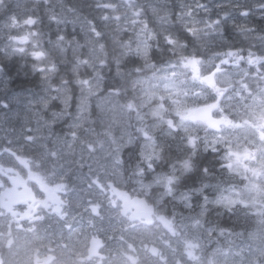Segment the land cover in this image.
<instances>
[{
    "label": "flooded vegetation",
    "instance_id": "obj_1",
    "mask_svg": "<svg viewBox=\"0 0 264 264\" xmlns=\"http://www.w3.org/2000/svg\"><path fill=\"white\" fill-rule=\"evenodd\" d=\"M188 36L190 43L193 41V36L191 34ZM238 41L241 42L242 37L238 38ZM202 43L203 41L200 45ZM201 49V46L193 49L189 45V52L184 56L185 61L190 59L188 64L195 76V80L188 82L189 89L198 88L199 91V103L192 106V101L189 100V110L192 111L201 106L209 107L211 116L219 122L212 124L207 119L202 121L188 119L186 128L176 129L177 120L173 122L171 119V110L165 107L162 109L155 125L149 152L152 158L151 170H142L141 176L137 170L136 181L133 180L131 170L128 176L130 181L133 180L130 187V198L136 196L139 204L148 203L153 207V213L150 217H146L147 221L141 214H138V218L131 222H129V215L121 216V224L117 231L115 244H113L109 264H195L198 257L192 254L191 244H183L182 239L187 238L186 227L180 226L181 223L189 225L190 219L184 218L183 204L176 202L174 198L180 196L182 192L193 193L188 199L190 210H185L192 211V216L195 215L194 210L201 206L206 197H216L226 193L231 187L246 185L245 180L238 173H229L227 170H231L233 159H238L237 150L241 146L240 136L245 148H247L246 143L249 139H253L256 143L257 141L264 142V135L261 136L263 140H258L257 137L264 129V106L258 112L251 109L254 115L253 117L248 116V109L254 95H260L261 98L255 97L259 98L264 105V60L259 61L261 56L245 54L238 56V60H234L236 55L220 54L215 58L216 63H213L211 62L213 56L202 54ZM221 56L232 57L222 61L224 57ZM227 62L233 64L227 65ZM227 66L230 70H225ZM189 98H192V95ZM252 127L255 128L257 136L249 135L248 130ZM168 129H171V133ZM170 153L172 155L168 156ZM40 154V149L34 153L24 154L23 158L27 161L28 167L17 158H4L0 163V264H64V262L79 264L77 255L78 257L82 255L81 240L82 245L88 249L86 224L90 218L88 219L87 212L80 224L81 229L76 244L72 237L73 243L70 245L67 231L64 230L63 214L47 211L44 204L46 201L39 193V185L45 173H52L55 187H60L61 176H64L65 172L55 170L54 167L39 170L33 166L32 160ZM243 155L246 163H252L257 153L245 150ZM206 156L210 158V163L202 160ZM163 157L166 163L162 161ZM186 160L190 165L186 169L187 173L182 174L185 171L182 170L184 164L182 161ZM211 163L213 168L208 166ZM198 164L202 174L201 178L197 182H191L189 176L197 170ZM204 169L207 171L205 172ZM38 173L42 180L37 178ZM156 174L171 175L175 179V182L171 184L172 187L170 186L174 191V196L169 195L163 199H156V196H160L161 191H164L161 186L152 187ZM26 183L32 189L33 195ZM210 184H213V187H209ZM214 185L218 186L214 187ZM96 187L95 184H91L90 195L87 197L91 203L94 197L97 200L100 198ZM142 208L145 210L143 205ZM204 209L205 224L210 222L217 230L222 229L227 238L239 233H242L241 237H245V234L254 230L260 218H264L262 210L257 212L253 208L248 209L246 205L230 206V210H226L223 207L208 204ZM178 211H181L183 216L173 215V212ZM107 220L109 219L102 215L96 226L100 232L107 229ZM176 223L179 225L173 229L172 226ZM158 226L161 227L159 232ZM144 228H152L158 232L162 243L160 247L163 251L157 242L142 241L141 234ZM176 228L179 231L176 232ZM212 233L216 235L214 231ZM200 235L206 236L203 229ZM180 238L181 241H178ZM97 239L101 240L102 237L98 236ZM204 239L207 241V237ZM99 242L97 240L95 244L99 245ZM195 242L193 251L199 245ZM101 244L107 246L108 241L103 239ZM139 245H142V248H139ZM69 247H75L74 252H71ZM232 249H235L234 246ZM65 252L72 256L71 262L65 261ZM98 254H100L99 251L94 250L92 256ZM91 260H94L91 264H96L97 260L94 257ZM87 263L85 260L84 264Z\"/></svg>",
    "mask_w": 264,
    "mask_h": 264
},
{
    "label": "rangeland",
    "instance_id": "obj_2",
    "mask_svg": "<svg viewBox=\"0 0 264 264\" xmlns=\"http://www.w3.org/2000/svg\"><path fill=\"white\" fill-rule=\"evenodd\" d=\"M236 2H239V0H236ZM126 4V14L124 16L119 17L120 24H129L130 26H133L136 22V15L138 13L139 9H134L133 4L130 0H125L124 2ZM240 3V2H239ZM238 4L233 5V10L240 9L241 6ZM238 15L236 11L231 12V14L227 17L225 21H223V24L225 26H228L229 18L235 17ZM246 15V14H245ZM224 18V15H223ZM181 19H186L182 17ZM248 18L241 17L239 19V22L236 24L237 31L240 35H243L242 40L246 44H249V48H243V51L233 52L230 53V51H227L226 53H223V55H236L237 57L234 58V60H238L239 57L243 54L247 56H261L259 57V61L264 60V27H260L256 23H247L246 20ZM205 21V20H204ZM207 22L211 24L216 23L215 22L207 20ZM32 24V22H31ZM194 26H199L201 24L199 21H194ZM209 24V25H211ZM219 24V19H218ZM247 24H251L254 26V30L249 31L245 30V26ZM218 26V25H217ZM216 31H218L216 29ZM232 32L226 33L224 36V39H229V41H235L233 39V35L235 36L236 31L231 30ZM143 37L144 41L145 35L142 28H139V39L142 40L143 43ZM212 41H217L216 38L211 37ZM23 39H20L18 37H14L11 40V45L13 47H16L22 42ZM34 40V39H33ZM213 43L211 41H208L204 43V46L202 48H206L209 45H212ZM59 51L60 57L67 56L66 51L62 53ZM72 53V52H71ZM64 54V55H63ZM181 54L175 55V58L172 62L168 63L166 66H161L157 69V71L150 72L149 77L143 76L142 73H139V79L134 78V85L133 88L136 89L137 86L139 90V106L145 103V99L147 101H151V99L159 97H167L171 96V119L173 122H175V119L177 120L175 128H186L185 126L188 124L187 120L188 117V111H189V100L192 101V106L197 105L198 99H199V91L198 88H192L189 89L188 82L191 80H195L193 69L189 67V60H184V55ZM224 57L222 61H226V59L231 58L232 56H221ZM220 57V58H221ZM226 57V58H225ZM221 60V59H220ZM221 62V61H220ZM252 63L254 61H251ZM228 65V62L226 63ZM225 64V65H226ZM231 64H233L231 62ZM147 65H145L146 67ZM18 69L24 67L22 65L16 66ZM50 69H52V66H50ZM25 70V69H24ZM225 70H230L228 66ZM260 70V69H259ZM46 73H48L47 69H44ZM51 70H49L50 73ZM188 72V73H187ZM135 72H132V75H134ZM138 73H136L137 76ZM13 75L18 82L16 85L22 86V92L19 93L20 98H24L29 94L30 90L29 87L24 86V84H19L21 82H28L30 81L32 74L28 71H19L15 70L13 71ZM257 75V74H256ZM135 76V77H136ZM130 85H132V81H130ZM161 90V93H160ZM261 90V89H260ZM15 91L17 92V88H15ZM262 91V90H261ZM92 92V91H91ZM98 92H101L98 89ZM263 92V91H262ZM192 95V98H189V96ZM255 96L260 95H254V98L249 106L248 116L251 115L253 117L254 113L251 112V109L253 111H261L263 109V104L260 101L259 98H256ZM10 99V98H9ZM81 99H84L86 102H89V95L83 94ZM12 101V105L15 108H21L24 107L23 102L16 103V98ZM27 100V98L25 99ZM138 99L135 97L131 98H125L117 100V103L115 104V100H112L110 102L109 94L105 93L104 100L102 98L94 100V103H101V104H108V107L111 109L112 112V118L117 120V123L120 122L123 118L129 119V118H135V111H136V105H137ZM102 107V106H101ZM106 107V106H105ZM103 108V107H102ZM144 112L139 111V119L143 117ZM262 128V127H259ZM169 133H171V129H168ZM245 133V129L243 130ZM249 135L257 136L258 134L255 133V128H250L248 130ZM166 135V133H164ZM225 135V134H224ZM264 135V129L259 134L258 140H263L261 137ZM147 138V136L144 134ZM97 137V136H96ZM241 140V146L237 150V158L233 159V164L231 165L230 169L227 170L229 173H238L243 180H245L246 185L240 186V187H231L228 189V191L224 194H219L216 197H206L203 203H201V206L197 207L194 210V214L192 215V211H185L190 210L189 201L188 199L193 195V193L186 191L182 192L180 196L174 198L176 202L182 203V209L184 218H187L189 221V225H184V223H181L180 226L186 227V234L187 238L182 239L183 244H191V252L192 254H196L198 257L195 264H264V218H260V221L255 224L254 230H251L247 234H245V237H241L242 233L232 235L231 238H227L226 235L222 232V229L217 230L215 227L212 226L210 222L206 223L204 222L205 219V206L210 204L214 206H220L225 208L226 210H230V206L236 205H246L248 209H255L257 212H260L261 210L264 212V142L257 141L254 142L253 139H249V141L246 143L247 148L243 146L241 136L239 138ZM150 142L151 145V138L147 139L146 141ZM149 154L151 151V146L147 147V145L144 147V151ZM255 152L257 155L255 156V159L251 162H247L243 158V152ZM44 155H48V152H45ZM143 157V155H142ZM96 158V157H95ZM150 158H145V161H150ZM89 162L92 165H95L91 167L93 170H97L100 173H104V171L101 169V166H103V163L100 162L97 158L96 160L94 158H90ZM96 162V163H95ZM183 169L185 170L182 174H186L189 168V161H182ZM128 165H133V160H130L127 163ZM246 166V168H244ZM89 168H86L84 171L83 177L87 175V171ZM127 170H132L131 168H127ZM135 170V169H134ZM247 170L249 171L247 173ZM239 179V177H238ZM134 181H136V177L134 176ZM242 180V179H239ZM93 183L95 181H92ZM175 182V179L170 175L166 174H156L153 181H152V187L153 186H161L164 191H161L160 196H156V199H163L165 196L173 195L174 191L170 186L171 184ZM135 183V182H133ZM244 181L242 182L243 185ZM209 187H213V184L208 185ZM218 185H214V187H217ZM181 214V211L173 212V215L177 217V215L183 216ZM179 224L176 223L173 224L174 227H177ZM153 227V226H152ZM161 229V227L158 226V232ZM201 229L205 231L206 236L200 235ZM216 230V231H215ZM176 232L179 231L178 228L175 230ZM212 231L216 234L215 236L212 235ZM158 232L152 228H144V232L141 234L142 241L150 240L152 242H157L159 247L161 243L160 236L158 235ZM238 236V239H237ZM204 237H207V241L204 239ZM195 240L199 245H197V248H195V251H193V244ZM177 240V238H175ZM178 241H181V238L178 239ZM195 242V243H196ZM234 244V245H233ZM232 246H234V250L232 249ZM223 247H226L223 249ZM139 248H142V245H139ZM160 249L163 251V249L160 247ZM205 250V252H204ZM209 250V251H207ZM140 251V249H139ZM204 252V253H202ZM66 264V262H64Z\"/></svg>",
    "mask_w": 264,
    "mask_h": 264
},
{
    "label": "trees",
    "instance_id": "obj_3",
    "mask_svg": "<svg viewBox=\"0 0 264 264\" xmlns=\"http://www.w3.org/2000/svg\"><path fill=\"white\" fill-rule=\"evenodd\" d=\"M19 1V0H16ZM106 2V0H102ZM164 6L168 7L170 10V14L167 15V19L171 25L168 29L165 30L166 38L170 36L173 37L172 48L169 47L168 44L164 43V35L161 33L162 28L159 26L152 25V31L154 34V38L152 41L154 43H150L148 57L150 60L154 62L162 61V60H172L175 58V55L189 52V45L193 49L197 48V44L194 41H190L188 33L185 31V23L180 22V14L185 16L188 20H202L205 17L215 18L221 13L217 11H205L202 9V6L216 7L219 5V1L226 0H163ZM239 6L241 8L247 10L246 20L247 23H256L260 27H264V0H239ZM26 5V13H21L17 11L16 14H13L15 7H6L4 4V0L0 2V24H6L12 30H21L27 32L25 28H28L30 33L33 34L34 38L38 36L37 40L44 43L45 48L47 49L50 55L55 56L54 60L59 66V73L65 74V79L67 80L69 86H72V70L71 64L72 61L68 59L60 60L59 49L51 45L50 41L55 40L60 36L62 32L61 21L68 19L71 15H73L76 11L81 13V17L84 18L87 23L91 26L90 30L84 29H76L70 32L67 35V40H70V36H78L80 43L82 44V48L85 49V42L88 41V38L94 39V42L102 49L105 53L104 56V64L100 67V75L103 77V90L104 91H118L119 95L123 97L124 94H128L131 90V76L132 72L135 69H138L141 64V60L139 56L136 54L134 49L131 47L133 42L131 36L124 35L121 38L113 41L118 35V31L112 26L111 22L107 20L104 15L105 13L101 12V6L99 5L98 0H24ZM111 3V2H110ZM166 3V4H165ZM158 7H162L161 0H158ZM161 4V5H160ZM223 7H233L234 4H224ZM242 10L237 11L238 17H241ZM176 17V22L173 20ZM99 19V20H98ZM105 19V20H104ZM145 19L147 17L145 16ZM148 20V19H147ZM12 21H19L22 27H14L11 25ZM30 21H33L32 24ZM105 21V22H104ZM154 27V28H153ZM156 27V28H155ZM245 30L252 31L254 30V26L251 24H247L245 26ZM160 31H159V30ZM155 30V31H154ZM232 29H229L227 26L225 27L226 33H231ZM2 28L0 27V34L2 33ZM91 32V34H90ZM159 32V33H157ZM235 33L233 35V39L235 41H230V47H241L239 45H243L244 42H239L238 38H241L243 35ZM21 33V32H19ZM161 33V36H160ZM199 36V34H196ZM160 39V40H158ZM162 40V41H161ZM192 40V39H191ZM161 43H160V42ZM188 41V43H187ZM42 44V43H41ZM121 44L124 47H121ZM53 46V47H52ZM167 47V48H166ZM216 46H208V49H213ZM118 48V49H117ZM67 48L66 55L71 56L72 54L68 51ZM121 51V52H119ZM151 51V52H150ZM118 52L120 54H118ZM157 52V53H156ZM117 55V56H116ZM136 55V56H135ZM151 55V56H150ZM160 56V57H158ZM120 57V58H119ZM139 58V60H138ZM9 59L5 57L3 52L0 50V61H4ZM21 64L32 65L36 60L32 58L30 55V51L27 50L23 53L20 58ZM71 62V63H70ZM70 63V66H69ZM14 62L10 63L8 67H6V72L11 75L13 79H15L13 75V71L16 69L19 71H28V68H17ZM70 69H69V67ZM63 72H62V70ZM71 72H70V71ZM131 71V72H130ZM128 72V73H127ZM82 76L84 79L92 76V70L87 69L83 71ZM18 84V82L16 81ZM16 83L11 85V89L15 86V88H19L22 86H17ZM19 84H24L29 88H34V90H42V83L38 82L31 77L30 81L21 82ZM33 93H35L33 91ZM8 94V92H6ZM176 150V149H175ZM178 151V150H176ZM130 158L133 157L134 153L132 150H128ZM172 155L171 153L168 154ZM209 157L206 156L202 160L204 162H209ZM162 161L166 163L165 157H163ZM164 163V164H165ZM208 166L213 168L212 163L208 164ZM199 164L197 170L193 172L189 179L191 182L199 180L201 178V171L199 170ZM195 174V175H194Z\"/></svg>",
    "mask_w": 264,
    "mask_h": 264
},
{
    "label": "water",
    "instance_id": "obj_4",
    "mask_svg": "<svg viewBox=\"0 0 264 264\" xmlns=\"http://www.w3.org/2000/svg\"><path fill=\"white\" fill-rule=\"evenodd\" d=\"M208 113H209L208 109L200 108L195 110L191 116L193 119H202V118H206V116H208Z\"/></svg>",
    "mask_w": 264,
    "mask_h": 264
},
{
    "label": "bare ground",
    "instance_id": "obj_5",
    "mask_svg": "<svg viewBox=\"0 0 264 264\" xmlns=\"http://www.w3.org/2000/svg\"><path fill=\"white\" fill-rule=\"evenodd\" d=\"M166 4V3H165ZM159 5V4H158ZM161 5V4H160ZM99 20V19H98ZM105 20V19H104ZM105 22V21H104ZM152 27V26H151ZM158 27V26H157ZM154 28V27H153ZM156 28V27H155ZM160 28H162V27H160ZM163 29V28H162ZM159 30V29H158ZM155 31V30H154ZM160 31V30H159ZM157 33H159V32H157ZM90 34H91V32H90ZM118 35V34H117ZM129 36V35H128ZM132 36V35H131ZM160 36H161V33H160ZM243 37V36H242ZM158 40H160V39H158ZM162 41V40H161ZM244 40H242L241 42H243ZM160 42V41H159ZM161 43V42H160ZM53 47V46H52ZM167 48V47H166ZM69 49V48H68ZM118 49V48H117ZM69 51V50H68ZM70 52V51H69ZM119 52H121V51H119ZM118 52V54H120ZM151 52V51H150ZM73 53V52H72ZM157 53V52H156ZM62 54V53H61ZM64 55V54H63ZM117 56V55H116ZM136 56V55H135ZM151 56V55H150ZM63 57V56H62ZM158 57H160V56H158ZM120 58V57H119ZM65 60V59H64ZM138 60H139V58H138ZM71 63V62H70ZM70 63H69V66H70ZM68 66V67H69ZM71 67V66H70ZM70 67H69V69H70ZM51 70V69H50ZM62 70V69H61ZM70 71V70H69ZM62 72H63V70H62ZM71 72V71H70ZM131 72V71H130ZM128 73V72H127ZM63 75H65V74H63ZM65 77V76H64ZM103 87V86H102Z\"/></svg>",
    "mask_w": 264,
    "mask_h": 264
},
{
    "label": "snow or ice",
    "instance_id": "obj_6",
    "mask_svg": "<svg viewBox=\"0 0 264 264\" xmlns=\"http://www.w3.org/2000/svg\"><path fill=\"white\" fill-rule=\"evenodd\" d=\"M242 14H245V13L242 12ZM30 22H33V21H30ZM32 55H33V58H39V57H41L43 55V53L42 52H33ZM4 106L7 107L6 104ZM204 171L206 172L207 169H204Z\"/></svg>",
    "mask_w": 264,
    "mask_h": 264
}]
</instances>
